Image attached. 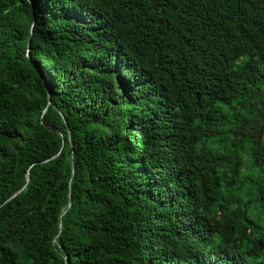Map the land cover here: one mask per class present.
<instances>
[{
	"label": "trees",
	"instance_id": "16d2710c",
	"mask_svg": "<svg viewBox=\"0 0 264 264\" xmlns=\"http://www.w3.org/2000/svg\"><path fill=\"white\" fill-rule=\"evenodd\" d=\"M0 264H264V0H0Z\"/></svg>",
	"mask_w": 264,
	"mask_h": 264
},
{
	"label": "water",
	"instance_id": "95a60500",
	"mask_svg": "<svg viewBox=\"0 0 264 264\" xmlns=\"http://www.w3.org/2000/svg\"><path fill=\"white\" fill-rule=\"evenodd\" d=\"M49 105H50V101H49V90H48V100H47V106H46V109H47V107H48ZM46 109H45V111H46ZM45 111H44V112H45ZM54 158H55V157H54ZM45 162H46V161H45ZM45 162H42V163H45ZM26 181L28 182V174H27V177H26ZM23 189H24V187H23L20 191H18L17 193L21 192ZM14 196H16V194L13 195L12 198H13Z\"/></svg>",
	"mask_w": 264,
	"mask_h": 264
}]
</instances>
